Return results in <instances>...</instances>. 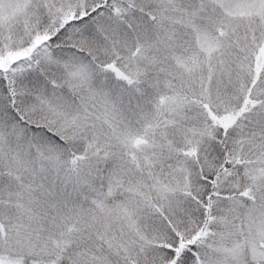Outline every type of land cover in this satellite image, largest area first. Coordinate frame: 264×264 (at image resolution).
<instances>
[{"label":"snow or ice","instance_id":"1","mask_svg":"<svg viewBox=\"0 0 264 264\" xmlns=\"http://www.w3.org/2000/svg\"><path fill=\"white\" fill-rule=\"evenodd\" d=\"M0 264H264V0H0Z\"/></svg>","mask_w":264,"mask_h":264}]
</instances>
